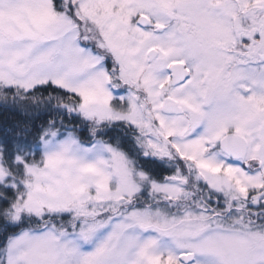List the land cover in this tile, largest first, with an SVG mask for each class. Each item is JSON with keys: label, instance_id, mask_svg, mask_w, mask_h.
Instances as JSON below:
<instances>
[{"label": "snow or ice", "instance_id": "snow-or-ice-1", "mask_svg": "<svg viewBox=\"0 0 264 264\" xmlns=\"http://www.w3.org/2000/svg\"><path fill=\"white\" fill-rule=\"evenodd\" d=\"M0 264H264V0H0Z\"/></svg>", "mask_w": 264, "mask_h": 264}]
</instances>
